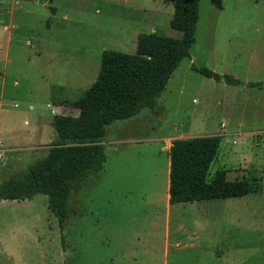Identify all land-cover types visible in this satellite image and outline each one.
<instances>
[{
    "label": "rangeland",
    "instance_id": "1",
    "mask_svg": "<svg viewBox=\"0 0 264 264\" xmlns=\"http://www.w3.org/2000/svg\"><path fill=\"white\" fill-rule=\"evenodd\" d=\"M172 14L170 0H0V182L47 153L53 115L77 113L72 103L96 79L103 50L134 53L138 33L179 38ZM192 64L239 83L206 77ZM211 134L222 139L206 181L225 169L229 180L248 181L251 193L172 207L171 228L180 219L200 239L187 247L185 233L172 232L165 264H264V0H200L190 55L154 110L105 127L104 167L71 195L66 225L59 227L46 195L0 200V264L131 262L129 238L164 213L158 195L169 153L152 139ZM117 219L144 224L114 237ZM135 254L139 264L151 259Z\"/></svg>",
    "mask_w": 264,
    "mask_h": 264
},
{
    "label": "trees",
    "instance_id": "2",
    "mask_svg": "<svg viewBox=\"0 0 264 264\" xmlns=\"http://www.w3.org/2000/svg\"><path fill=\"white\" fill-rule=\"evenodd\" d=\"M173 14L170 27L179 38L157 33H138L134 53L103 50L96 79L82 97L72 103L76 114L55 113L51 125L56 138L47 153L26 170L0 182V200L32 199L47 196L49 210L62 229L69 216V199L84 186L89 175L100 172L106 161L101 140L105 127L115 120L129 119L141 109L154 110L156 100L174 70L195 42L200 0H170ZM51 7L52 12H54ZM200 74L217 81L239 83L205 67L191 65ZM253 86L256 83H249ZM220 134L176 138L169 148V203L240 197L251 193L245 180H229L218 169L206 181L217 154Z\"/></svg>",
    "mask_w": 264,
    "mask_h": 264
},
{
    "label": "crops",
    "instance_id": "3",
    "mask_svg": "<svg viewBox=\"0 0 264 264\" xmlns=\"http://www.w3.org/2000/svg\"><path fill=\"white\" fill-rule=\"evenodd\" d=\"M136 40H137V35H136ZM135 49H136V46H135ZM173 139H176V138H172V135H171V136H165V137H160V136L154 137L152 140L154 141L162 140L163 142V145L161 146L162 149L167 150L169 153V148L171 145V141ZM169 164H170V160H169V154H168L167 167L165 169V173H166L165 182L163 184L160 194L158 195V198L162 197L161 199L164 201V209L162 206V210L164 211V213H162L163 214L162 216L156 215L151 220L150 222L152 226L151 229H148V227L142 226L144 224L143 220L136 221L135 219H120V220L117 219V220H113L111 224V227L113 226L112 228L113 234H110V235L111 236L114 235V237L117 234L122 235V232H120V230L125 229V230L131 231L134 229V226H142L140 229L141 236L137 235L136 238H132V237L129 238L130 246H132L131 249L133 251H131L132 256H130L132 261L127 262V264H139L135 258L136 256L135 252L138 250L141 252H144L145 254H148L149 257L151 258L149 261L146 260L147 262L146 264H160L161 260H162L161 264H165V257L168 256L169 254L168 252L169 247H170L169 241L170 239H172L170 236L172 232L180 233L183 231L185 233V240H187L183 244L187 247L199 245V242H197L200 239V234L198 233V231L196 229H193L191 231L184 229L185 228L184 223L180 219H176V221L174 222V229L171 228L172 224H171L170 213H171L172 207H175V205L180 204V203H174V204L169 203V194H168ZM152 198H153L152 199L153 202L156 203L155 205L157 208L160 200L158 198H154V197ZM195 202H199V201H194V203ZM156 214H158L157 211H156ZM65 225L66 224H64V226ZM193 225H198V221L196 219H193ZM128 236L129 235H127V238ZM173 245L175 247L181 246L179 241H176V240L173 243Z\"/></svg>",
    "mask_w": 264,
    "mask_h": 264
}]
</instances>
